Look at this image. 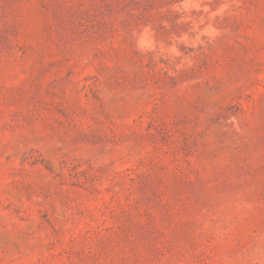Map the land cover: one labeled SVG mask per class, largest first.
Here are the masks:
<instances>
[{"label":"rangeland","instance_id":"obj_1","mask_svg":"<svg viewBox=\"0 0 264 264\" xmlns=\"http://www.w3.org/2000/svg\"><path fill=\"white\" fill-rule=\"evenodd\" d=\"M0 264H264V0H0Z\"/></svg>","mask_w":264,"mask_h":264}]
</instances>
